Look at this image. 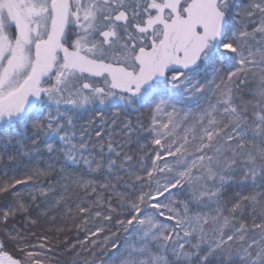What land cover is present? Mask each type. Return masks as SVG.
Here are the masks:
<instances>
[{"label": "snow or ice", "instance_id": "snow-or-ice-1", "mask_svg": "<svg viewBox=\"0 0 264 264\" xmlns=\"http://www.w3.org/2000/svg\"><path fill=\"white\" fill-rule=\"evenodd\" d=\"M0 264H264V0H0Z\"/></svg>", "mask_w": 264, "mask_h": 264}]
</instances>
